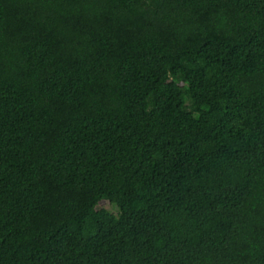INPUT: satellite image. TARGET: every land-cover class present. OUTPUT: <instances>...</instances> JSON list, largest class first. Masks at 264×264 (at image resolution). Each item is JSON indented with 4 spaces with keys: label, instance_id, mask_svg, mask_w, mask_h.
<instances>
[{
    "label": "trees",
    "instance_id": "16d2710c",
    "mask_svg": "<svg viewBox=\"0 0 264 264\" xmlns=\"http://www.w3.org/2000/svg\"><path fill=\"white\" fill-rule=\"evenodd\" d=\"M0 264H264V0H0Z\"/></svg>",
    "mask_w": 264,
    "mask_h": 264
},
{
    "label": "rangeland",
    "instance_id": "374dc122",
    "mask_svg": "<svg viewBox=\"0 0 264 264\" xmlns=\"http://www.w3.org/2000/svg\"><path fill=\"white\" fill-rule=\"evenodd\" d=\"M98 207H105L108 209H112L111 206L108 204V202H106L105 200H101L98 204Z\"/></svg>",
    "mask_w": 264,
    "mask_h": 264
}]
</instances>
